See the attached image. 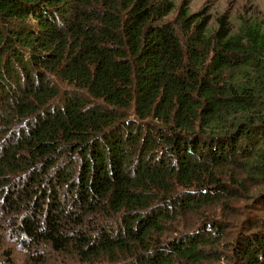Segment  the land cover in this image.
Segmentation results:
<instances>
[{
    "label": "trees",
    "instance_id": "trees-1",
    "mask_svg": "<svg viewBox=\"0 0 264 264\" xmlns=\"http://www.w3.org/2000/svg\"><path fill=\"white\" fill-rule=\"evenodd\" d=\"M176 7L0 0V241L23 264H209L220 247L264 264L263 213L230 241L221 219L184 221L232 194L228 165L264 184V18L214 28Z\"/></svg>",
    "mask_w": 264,
    "mask_h": 264
},
{
    "label": "rangeland",
    "instance_id": "rangeland-1",
    "mask_svg": "<svg viewBox=\"0 0 264 264\" xmlns=\"http://www.w3.org/2000/svg\"><path fill=\"white\" fill-rule=\"evenodd\" d=\"M192 13H202L209 15L211 18V26L217 27L219 18L223 15L228 20L229 27L233 30L237 29L242 17L247 18H264V0H176V10L169 16V20H173L181 5ZM222 174L225 181L229 184L232 194L224 198L222 202L213 203L204 208L200 215H189L184 219L190 222L192 218L202 220L204 218H217L225 221L229 226L226 240H231L236 233L244 227V221L249 217L264 214L261 202L256 199L258 193L264 190V184L254 183L248 177V172L243 169L240 164L234 163L222 168ZM12 252L13 257L6 254ZM219 250L222 258L215 259L209 264H225L226 263V247H220ZM23 251L19 245L14 244L8 234V230L2 233L0 241V264H23ZM15 256V257H14Z\"/></svg>",
    "mask_w": 264,
    "mask_h": 264
}]
</instances>
